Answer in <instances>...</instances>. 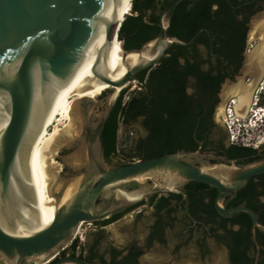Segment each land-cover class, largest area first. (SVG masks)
Here are the masks:
<instances>
[{"label": "water", "instance_id": "1", "mask_svg": "<svg viewBox=\"0 0 264 264\" xmlns=\"http://www.w3.org/2000/svg\"><path fill=\"white\" fill-rule=\"evenodd\" d=\"M180 1L184 0H170L158 15L157 34L140 47L125 48L120 40L124 61L130 53L140 57L133 64L127 63L120 77L112 78L100 66H107L123 21L118 18V0H0V264H91L79 255H58L81 222L106 219L154 193L181 194L187 210L188 197L182 186L189 181L216 189L214 206L222 216L243 211L250 216L253 231L256 227L264 229L250 207L223 205L227 195L245 186L251 176L264 172V159L237 165L234 159L199 149L119 165H109L104 159L102 130L121 92L145 86L134 77L138 72L158 64L172 43L188 46L203 30L198 29L188 40L168 33ZM102 29L105 45L91 73L111 88L96 98L78 100L79 133L55 156L62 166L52 184L56 206L53 220L23 232L20 222L24 207L37 219L27 167L33 141L76 82ZM71 151V155H61ZM67 165L71 168L65 169ZM70 184V195L60 202Z\"/></svg>", "mask_w": 264, "mask_h": 264}, {"label": "flooded vegetation", "instance_id": "2", "mask_svg": "<svg viewBox=\"0 0 264 264\" xmlns=\"http://www.w3.org/2000/svg\"><path fill=\"white\" fill-rule=\"evenodd\" d=\"M222 1L224 6L217 14L214 35L201 27L206 37L195 44L198 53H189L187 57L189 61H198L200 70L210 71L216 79L211 87H200L195 74L187 76L184 92L196 110L186 121L184 137L189 143L185 148L234 159L241 165L264 159V143L255 144L253 150L230 155L229 147L233 144L251 146L233 143L229 138L222 112L233 96L227 98L222 112L220 102L225 88L227 90L238 81L251 83L252 75L245 66L247 56L263 39L264 0ZM214 48H219L220 52ZM144 87L146 84L138 90ZM157 97H162L160 92ZM142 120L143 116H139L134 122L141 124ZM145 132L147 135L146 129ZM198 183L201 182L189 181L182 186L188 197L187 210L181 194L154 193L123 212L93 222L97 226L94 241L97 243L108 225L123 223L130 217L136 230L135 225L142 217L148 218L141 223V236L121 246L110 244L101 252L95 244L90 245L89 255L86 254L88 261L91 264H264V229L256 227L253 231L246 212L239 211L230 217L219 214L214 206L216 189ZM223 205L250 207L264 226V172L251 176L245 186L227 195ZM168 234L173 237L170 245L167 244ZM161 248L169 249L168 260L159 258Z\"/></svg>", "mask_w": 264, "mask_h": 264}, {"label": "trees", "instance_id": "3", "mask_svg": "<svg viewBox=\"0 0 264 264\" xmlns=\"http://www.w3.org/2000/svg\"><path fill=\"white\" fill-rule=\"evenodd\" d=\"M169 2L170 0L131 1V14L125 15L118 31V38L123 40L125 48L140 47L157 34L158 15ZM214 5L217 7L213 8ZM223 6L222 0L180 1L172 13L168 33L188 40L199 28L204 27L214 35L217 14ZM205 34V31L198 33L189 46L172 43L158 64L134 76L146 81L145 89L137 90L126 101H123L126 90L121 92L102 130L103 156L107 162L118 155L116 139L119 122L129 123L139 116H143L141 124L147 130V135L136 140L131 153L127 155L129 158H150L182 149L190 150L185 148L189 141L184 134L188 115L196 109L184 92L187 76L195 74L200 87H211L216 79L210 71H201L198 61H189L187 58L189 53H198L195 44L206 37ZM214 50L219 51V48ZM157 92L162 97L158 98ZM250 150L253 148L235 144L229 147L230 155ZM130 162L132 161L120 162L117 165ZM77 247L83 249L84 246L74 239L69 246L71 255H75ZM89 252L88 248L87 255ZM87 255L83 256L81 252L79 254L86 259Z\"/></svg>", "mask_w": 264, "mask_h": 264}, {"label": "bare ground", "instance_id": "4", "mask_svg": "<svg viewBox=\"0 0 264 264\" xmlns=\"http://www.w3.org/2000/svg\"><path fill=\"white\" fill-rule=\"evenodd\" d=\"M116 5L118 18L121 21L131 9V0H118ZM262 38V42L253 52L251 51L252 54L247 56L245 70L252 75L251 83L245 84L238 81L235 87H232L235 93L233 96L235 97L234 113L238 117H244V114L249 110L255 90L257 88L262 89V83L256 85L257 80L264 75V65L261 66L264 61V34ZM104 45L105 37L102 29L93 52L76 82L62 96L36 134L27 167L35 194L37 219L30 209L24 207L20 222L23 232L39 228L42 224H51L53 220L56 206L51 190L56 175L60 172V166H62L60 162L55 160V156L64 143L75 138L79 133V118L76 115L77 102L82 97L96 98L109 87L106 83L95 79L91 73V66ZM122 53L121 41L114 37L108 54L107 66H100L105 73H110L112 78L120 77L125 71V65L127 63L133 64L140 57L138 53H130L124 61ZM262 59V64H260ZM50 126L51 128H49ZM22 179L24 180L25 177L23 176ZM72 188V184L66 188L60 202H63L70 195Z\"/></svg>", "mask_w": 264, "mask_h": 264}, {"label": "rangeland", "instance_id": "5", "mask_svg": "<svg viewBox=\"0 0 264 264\" xmlns=\"http://www.w3.org/2000/svg\"><path fill=\"white\" fill-rule=\"evenodd\" d=\"M132 1V0H131ZM128 14H131V9ZM127 14V15H128ZM263 81L262 89H260L259 95L261 97V102L260 104L264 106V75H262L256 82V85L260 84L259 81ZM237 82V81H235ZM238 83V82H237ZM231 85V84H229ZM236 83L228 87L227 90L226 88L222 91V99L220 102V110L222 112V108L224 103L226 102L227 98L229 96H235L234 93V88ZM110 88V86L108 87ZM138 86H132L130 88L126 89V93L123 96V101H126L131 95L134 94L135 91L138 90ZM104 99L99 103V107H102L104 104ZM223 113V112H222ZM246 114V113H245ZM244 114V116H245ZM258 116V115H257ZM256 116V117H257ZM51 128V126L49 127ZM146 134L145 129L142 127L139 121H133L129 123H123L119 122L118 130H117V139H116V147H117V156L111 157L110 161L107 162L109 165H117L120 162H125V161H133L134 159L137 160L138 158H129L127 155L131 153L132 147L134 146L136 140L140 137H144ZM247 139L244 140L247 144H250L251 147H253L255 144H259V142L264 143V116H263V121L258 122V124L253 127L248 134L245 136ZM74 151H71L67 154L61 153L63 156H68L71 155ZM73 164L76 162L72 161ZM77 164V163H76ZM61 165V164H60ZM61 167V166H60ZM71 168V165H67L65 169ZM61 170V169H60ZM148 218L147 217H142L141 221L137 223L136 230L133 228L132 221L129 217V219L123 223H113L111 225H108L103 229V232L101 233L102 235L98 237L97 243H94L95 241V230L97 229V226L93 222H84L83 224L80 225L79 232L78 230L76 231L77 234L70 238L66 244L63 246V249H59L58 255H62V252L65 251V254L71 255L70 254V249L69 246L71 242L74 239H77L79 244L81 246L83 245V249L77 248L75 255H79L80 252L83 253V255L87 254L88 248L90 245L95 244L97 250L104 252L107 247L110 244L114 245H119L121 246L122 244H125L127 241L133 238H137L141 236V228L143 227L141 223L146 221ZM80 236H82L83 239H80ZM167 244L170 245V243L173 240V237L171 234L167 235ZM160 255L159 258H163L165 260L169 259V249L168 248H161L159 249ZM24 264H39L37 261H26Z\"/></svg>", "mask_w": 264, "mask_h": 264}, {"label": "built area", "instance_id": "6", "mask_svg": "<svg viewBox=\"0 0 264 264\" xmlns=\"http://www.w3.org/2000/svg\"><path fill=\"white\" fill-rule=\"evenodd\" d=\"M259 92H260V89L257 88L253 94L250 108L246 112L244 117H238L234 113L235 97H231L226 103L224 110H223V117H224V121H225V125L228 131L229 138L231 139L233 143L241 142L242 144L247 145V143L244 142V140L247 139L245 136L248 134V132L253 127H255L258 124V122L263 121L264 106L260 104L261 97L259 95ZM83 223L84 222H81L79 224L77 228L78 232H79L80 225ZM76 234L77 232L75 233V235ZM80 239H83L82 236H80Z\"/></svg>", "mask_w": 264, "mask_h": 264}]
</instances>
